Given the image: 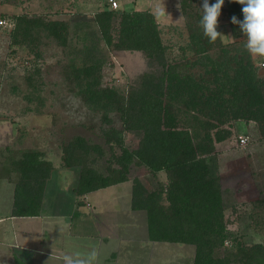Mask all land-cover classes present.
<instances>
[{
	"label": "trees",
	"instance_id": "obj_1",
	"mask_svg": "<svg viewBox=\"0 0 264 264\" xmlns=\"http://www.w3.org/2000/svg\"><path fill=\"white\" fill-rule=\"evenodd\" d=\"M182 4L191 8L187 0ZM224 4L233 41H238L242 33L231 18L243 20L242 6L231 0ZM195 11L197 23L189 24L190 46L181 49L184 56L194 52L192 58L167 59L169 48L150 11L113 9L111 3L110 9L95 15L92 26L48 16H16L11 44L36 52L44 36L74 50L78 57L68 64L67 78L85 105L101 113L103 124L109 126L101 129L102 145L78 137L64 147L61 167L77 172V197L130 182L134 167L155 179L165 173L166 185L159 183L152 191L140 178L132 180L131 211L145 213L150 242L195 246L194 264H264V255L238 242L231 230L241 214L227 202L218 161V147L234 136L237 123L254 125L255 136L264 141V76L245 49L243 35L242 43H227L218 23L221 36L209 42L200 25L202 15ZM102 43L146 57L151 68L128 94L103 84L107 59ZM3 67L0 62V90ZM112 113L118 115L121 129L111 126ZM130 133L140 136L134 148L126 143ZM103 159L107 173L98 168ZM4 168L0 180L15 186L13 216L40 217L53 163L29 151L8 160ZM81 204L84 201L77 202V209ZM258 207L264 211V199L255 202L254 213ZM80 215L77 210L73 218ZM15 264L26 263L16 257Z\"/></svg>",
	"mask_w": 264,
	"mask_h": 264
},
{
	"label": "rangeland",
	"instance_id": "obj_2",
	"mask_svg": "<svg viewBox=\"0 0 264 264\" xmlns=\"http://www.w3.org/2000/svg\"><path fill=\"white\" fill-rule=\"evenodd\" d=\"M114 1H117L119 10H148L155 15L161 28L163 42L169 48L168 60L194 56L192 51H188L186 56L182 55L181 49L190 46L189 24L197 23V18L194 16L196 9L203 15L202 0H187L191 3L189 10L184 8L182 0ZM110 3V0H0V21L5 22L4 25H0V62L4 65L0 90L1 175L4 174V165L8 160L29 151L42 153L43 158L51 161L54 171L60 175L57 171L61 167L64 147L68 143L83 137L102 145L104 143L101 129L109 127L103 124L101 113L93 112L85 105L76 94L77 88L67 78L68 64L72 58L78 57L74 50L64 48L54 39L44 36L41 42L37 43V53L28 48L12 46L11 33L16 23L15 17L48 16L53 20L70 23L86 22L91 23L92 26L95 15L104 9H110ZM218 23L222 28L225 42L242 43L244 38L242 35L241 39L233 41L225 4L221 9ZM73 44L77 49H82L80 43L73 42ZM101 48L107 59L103 68V84L114 86L125 94H128L131 88L136 86L138 78L151 68L142 53L114 51L106 48L104 43ZM253 57L260 74L264 76V61L258 60L256 56ZM111 117L113 120L111 126L121 129L122 123L118 115L112 113ZM255 129L254 125L237 123L234 136L225 145L218 147L220 151L218 161L220 183L228 192H225L227 202L231 207L235 205L234 209L241 214L231 230L236 233L238 242L249 249L254 248L263 256L264 211L260 213L258 207L254 213L253 208L257 200L264 199V141L255 136ZM240 135L248 136L249 143L246 147L240 146L237 138ZM139 140V135L126 134V143L131 148L136 147ZM98 168L101 172L107 173L105 159L100 161ZM77 177L74 172L68 170L62 174L61 181L66 180V189L71 187L70 192L75 184L77 185ZM134 178H140L150 191L157 189L159 183L164 185L167 183L165 173L159 174L155 179L143 168L134 167L130 174V182L96 192L89 202H84L86 210L83 209L91 213L94 203L95 213H100L98 219L101 223L97 219L99 225L95 224L96 221L92 222L94 224H85L87 234L81 233L76 236L71 234L70 245L75 247L67 249H73L72 254L81 255L95 252L92 264H108L98 250L99 238L102 237L100 235L108 236L115 233L122 241L120 245L118 243V257L111 264H194L195 246L149 241L145 213L131 211ZM0 184L5 187L4 192H0V218H4L11 210L14 184L8 181H2ZM61 186L65 188L64 183ZM61 196V200L58 199L59 203L68 206L71 201H68L65 191ZM230 206H227V214L231 212ZM54 212L53 204H48L45 214L51 215ZM63 214L60 217L72 216L68 208ZM88 217L93 218L90 214ZM262 217L260 224H255L256 220L259 222ZM65 218L62 220L64 221ZM45 222L51 223L48 228L45 226L48 233L54 223H57L49 220ZM8 224L9 221L3 226ZM40 224L41 222H38L35 228L37 229ZM66 231L64 229V232ZM60 237L58 230L54 235L56 241L53 244H58V248L64 246L63 242H65ZM43 244L49 246V240L46 239ZM113 248L110 243L105 251L113 253ZM110 253H105V256L109 258Z\"/></svg>",
	"mask_w": 264,
	"mask_h": 264
},
{
	"label": "crops",
	"instance_id": "obj_3",
	"mask_svg": "<svg viewBox=\"0 0 264 264\" xmlns=\"http://www.w3.org/2000/svg\"><path fill=\"white\" fill-rule=\"evenodd\" d=\"M59 168L60 169H58L57 172L58 174L60 172V175H57L56 171H53L52 178L47 184L40 217H29V218L14 217L12 214L13 205H14V193H13L12 205L10 207L11 210L7 212L8 215H6L4 218H0V264H15L16 257H18L20 260H23L26 264H64L63 256L66 253L72 254L73 252V249H67V248L75 247L73 245L72 246L70 245L71 244L70 240H72L70 235L72 234L73 236L74 235L76 236L77 234H81V233L87 234L85 224L86 225L94 224L92 222L96 221L95 224L99 225L97 219L99 218L98 216L100 215V213L98 212L95 213L96 207L94 206V203H92L93 205H92L91 213L85 211L86 207H84L83 204H81L82 206L79 209H77L78 201L80 202L84 201L85 203L87 201L89 202L91 200V197L94 194H96V192L88 196L77 197L74 191L76 184L73 187L72 191L70 192L71 187L66 189V180L61 181L62 174L66 173L67 169H64L62 167ZM68 171L74 172V174H76L77 177V172L73 170H68ZM2 181H8V180H0V183ZM63 183L65 184V188L61 186V184ZM2 186L3 185L0 186V192L2 191L4 192L5 187ZM14 190H15V186H14ZM64 191L65 194H67L68 196L67 197L68 201L69 200L71 201L70 203H68V201L66 202L68 203V206L59 203V200H61L62 198L61 195L64 194ZM61 192H63V194H61ZM73 195L74 198H72ZM48 204L51 205L53 204V206L55 207V212L51 215L45 214ZM66 208H68L72 216L70 218L60 217V215L66 211ZM83 208H85V210ZM77 210L81 212V215L79 216V218H73V215ZM89 214L92 215L93 217L92 219L88 217ZM62 218L63 219L65 218V220L63 221ZM46 220H49L51 222L53 221L57 222L54 223V226L49 231V233H48V229H45L46 228L45 226H47L48 228L49 226H51V223H46L45 222ZM8 221L9 224L7 226H3V224ZM38 222H41V224L36 229L35 225L38 224ZM68 222L70 223L68 224ZM42 224L43 226L41 227ZM64 229L67 231L64 232ZM58 230L60 231L61 234L60 239L65 240V242H63L64 246L59 248H58V244L53 245L54 241H56L54 235H56V232ZM100 236L102 237L99 238L100 246L98 245V250L100 254L104 256L103 259L105 260V263L111 264L113 263V260L118 257V253H117L119 250L118 243L119 245L121 244L122 241L121 237L116 235L115 233H112V235H108V236L107 235L106 236L100 235ZM46 239L49 240V246H45L43 244L44 242H46ZM110 243L112 244V247H114L112 251L113 253L108 252V250L105 251V249L109 247ZM105 253L106 254L110 253L109 258L105 256L106 255ZM100 261H101V257L99 263Z\"/></svg>",
	"mask_w": 264,
	"mask_h": 264
},
{
	"label": "clouds",
	"instance_id": "obj_4",
	"mask_svg": "<svg viewBox=\"0 0 264 264\" xmlns=\"http://www.w3.org/2000/svg\"><path fill=\"white\" fill-rule=\"evenodd\" d=\"M242 6L243 20L236 16L231 18V23L239 25L242 35L246 38L245 49L251 56L264 58V0H231ZM225 0H202V11L200 25L203 34L209 42H215L221 33L218 32V18ZM95 252L88 255L79 253H66L63 256L64 264H92Z\"/></svg>",
	"mask_w": 264,
	"mask_h": 264
},
{
	"label": "built area",
	"instance_id": "obj_5",
	"mask_svg": "<svg viewBox=\"0 0 264 264\" xmlns=\"http://www.w3.org/2000/svg\"><path fill=\"white\" fill-rule=\"evenodd\" d=\"M110 1L112 3V8L113 9H117L119 7L117 1H114V0H110ZM4 24H5L4 21H0V25H4ZM239 142H240V146L241 147H246L248 145V143H249L248 136H245V135L239 136Z\"/></svg>",
	"mask_w": 264,
	"mask_h": 264
}]
</instances>
